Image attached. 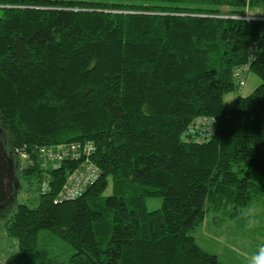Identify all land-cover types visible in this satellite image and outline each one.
<instances>
[{
	"label": "trees",
	"instance_id": "16d2710c",
	"mask_svg": "<svg viewBox=\"0 0 264 264\" xmlns=\"http://www.w3.org/2000/svg\"><path fill=\"white\" fill-rule=\"evenodd\" d=\"M261 8L264 0H0V140L26 152L18 180L38 197L5 220L18 247L9 264H224L189 232L207 211L237 218L264 204ZM248 13L261 18H241ZM235 67H245L243 85L248 72L259 82L227 108L222 95L243 87ZM75 141L91 143L99 175L54 203L80 160L43 173L35 149ZM151 197L159 208L147 210Z\"/></svg>",
	"mask_w": 264,
	"mask_h": 264
},
{
	"label": "rangeland",
	"instance_id": "374dc122",
	"mask_svg": "<svg viewBox=\"0 0 264 264\" xmlns=\"http://www.w3.org/2000/svg\"><path fill=\"white\" fill-rule=\"evenodd\" d=\"M259 14L264 15V8L259 9ZM248 15L252 16L253 14L248 13ZM256 18L258 17L256 16ZM258 82L259 78L253 75V72H248L243 87L225 92L222 95L223 106L231 108L237 95L246 96L257 87ZM17 151L20 149L18 148ZM16 155L21 168L25 164V160L20 153ZM107 182L108 184L103 191L105 195L110 193L111 182L109 178H107ZM15 188V195L12 199L0 202V264H9L11 255L18 250L16 239L8 236L5 232V220L16 204L25 203L32 207L38 200L36 186L32 182L27 183L19 177ZM159 202V198H148L145 201L147 210L159 208ZM241 211L237 218H225L222 212L207 211L203 222L195 226L189 234L194 237L200 248L207 252L213 251L224 264H247V258L259 246L264 245V204H252ZM231 249L235 253L233 257L229 258L227 250Z\"/></svg>",
	"mask_w": 264,
	"mask_h": 264
},
{
	"label": "built area",
	"instance_id": "2783aa9c",
	"mask_svg": "<svg viewBox=\"0 0 264 264\" xmlns=\"http://www.w3.org/2000/svg\"><path fill=\"white\" fill-rule=\"evenodd\" d=\"M242 19H256V17L249 16L245 14ZM260 18V17H258ZM245 67H235L233 69L234 81L243 85L242 71ZM203 123L206 126H209L211 120L207 118H202ZM35 150L38 156V162L40 163L39 167L42 172L45 173L47 167L51 169L56 168L60 165L61 162L65 159L76 160L79 159L80 162L72 169L67 171L65 180L62 183L61 188L56 193L53 202H61L66 199L76 198L83 191V189L94 181L99 175L96 167L90 160V155L93 151L92 145L89 141L87 142H71L55 145L52 147L41 146L37 147ZM16 154L25 158L27 156L26 152L23 150L17 151L14 150ZM29 166L33 165V162L30 160L27 161ZM40 192L43 193L49 189L47 185V180L45 178L40 182Z\"/></svg>",
	"mask_w": 264,
	"mask_h": 264
},
{
	"label": "flooded vegetation",
	"instance_id": "af4514ba",
	"mask_svg": "<svg viewBox=\"0 0 264 264\" xmlns=\"http://www.w3.org/2000/svg\"><path fill=\"white\" fill-rule=\"evenodd\" d=\"M0 135H1V129H0ZM1 143V160L0 163L3 164V170H2V181L0 183V187L2 188V191L4 193V200H10L15 195V185L18 181V165L17 162V155L16 153H12L7 148L4 149L2 140H0ZM14 186V187H13Z\"/></svg>",
	"mask_w": 264,
	"mask_h": 264
},
{
	"label": "clouds",
	"instance_id": "9594fccd",
	"mask_svg": "<svg viewBox=\"0 0 264 264\" xmlns=\"http://www.w3.org/2000/svg\"><path fill=\"white\" fill-rule=\"evenodd\" d=\"M247 264H264V245L259 246L258 249L247 258Z\"/></svg>",
	"mask_w": 264,
	"mask_h": 264
},
{
	"label": "water",
	"instance_id": "95a60500",
	"mask_svg": "<svg viewBox=\"0 0 264 264\" xmlns=\"http://www.w3.org/2000/svg\"><path fill=\"white\" fill-rule=\"evenodd\" d=\"M0 151H1V143H0ZM0 160H1V154H0ZM2 170H3V164L0 163V183L2 181ZM4 200V193L2 191V188L0 187V202H2Z\"/></svg>",
	"mask_w": 264,
	"mask_h": 264
}]
</instances>
